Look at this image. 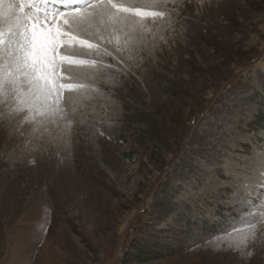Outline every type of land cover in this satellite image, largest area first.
<instances>
[{"label": "rangeland", "instance_id": "rangeland-1", "mask_svg": "<svg viewBox=\"0 0 264 264\" xmlns=\"http://www.w3.org/2000/svg\"><path fill=\"white\" fill-rule=\"evenodd\" d=\"M130 1L67 118L0 91V264H264V0Z\"/></svg>", "mask_w": 264, "mask_h": 264}, {"label": "snow or ice", "instance_id": "snow-or-ice-1", "mask_svg": "<svg viewBox=\"0 0 264 264\" xmlns=\"http://www.w3.org/2000/svg\"><path fill=\"white\" fill-rule=\"evenodd\" d=\"M151 5L160 10L143 15L167 16V0H151ZM140 17L138 4L113 0H8L6 7L5 0H0V91L35 115L67 118L63 105L88 88L72 83L84 75L73 65L97 73L111 68L101 60L79 57L110 56L100 46L104 32L119 26L129 29L128 35L139 34ZM62 67L70 74L63 75Z\"/></svg>", "mask_w": 264, "mask_h": 264}, {"label": "trees", "instance_id": "trees-1", "mask_svg": "<svg viewBox=\"0 0 264 264\" xmlns=\"http://www.w3.org/2000/svg\"><path fill=\"white\" fill-rule=\"evenodd\" d=\"M137 253V255H140V256H144V255H147L145 257L149 258V259H155V258H158L159 255H157L156 253L154 252H148V251H145L144 249H139L137 251H135Z\"/></svg>", "mask_w": 264, "mask_h": 264}, {"label": "bare ground", "instance_id": "bare-ground-1", "mask_svg": "<svg viewBox=\"0 0 264 264\" xmlns=\"http://www.w3.org/2000/svg\"><path fill=\"white\" fill-rule=\"evenodd\" d=\"M117 1L120 2V1H123V0H117ZM124 1L126 2V1H128V0H124ZM131 2H132V1H130V3H131ZM7 3H8V0H5V7L7 6ZM139 3H140V2H139ZM104 33H105V32H104ZM88 75H89V74H88ZM83 76H84V75H83ZM261 178H264V177L261 176ZM259 179H260V178H259ZM260 182H261V181H260ZM255 183H256V185H255L256 188H255L254 190L257 192V185L259 184V182H255Z\"/></svg>", "mask_w": 264, "mask_h": 264}]
</instances>
